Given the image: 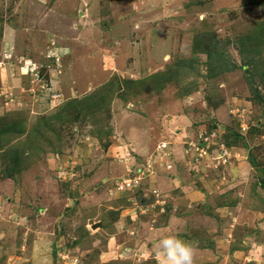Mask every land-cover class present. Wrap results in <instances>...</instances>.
<instances>
[{
  "label": "rangeland",
  "instance_id": "rangeland-1",
  "mask_svg": "<svg viewBox=\"0 0 264 264\" xmlns=\"http://www.w3.org/2000/svg\"><path fill=\"white\" fill-rule=\"evenodd\" d=\"M253 1L0 0V264H264Z\"/></svg>",
  "mask_w": 264,
  "mask_h": 264
},
{
  "label": "clouds",
  "instance_id": "clouds-1",
  "mask_svg": "<svg viewBox=\"0 0 264 264\" xmlns=\"http://www.w3.org/2000/svg\"><path fill=\"white\" fill-rule=\"evenodd\" d=\"M164 258V264H194L196 249L177 236H167L154 244Z\"/></svg>",
  "mask_w": 264,
  "mask_h": 264
},
{
  "label": "crops",
  "instance_id": "crops-1",
  "mask_svg": "<svg viewBox=\"0 0 264 264\" xmlns=\"http://www.w3.org/2000/svg\"><path fill=\"white\" fill-rule=\"evenodd\" d=\"M256 1V0H255ZM255 1H253L250 5V7L248 8L249 9V11H250V13H254L255 11H258V12H260L259 14L261 15V11H263L264 10V3L262 4V3H260V2H255ZM260 21H264V19H260L259 21H257V22H260ZM257 22L255 21V23L257 24ZM254 23V26H256V24ZM171 219H172V217L170 218V221H169V223H170V225H171ZM174 219H176L175 217H174ZM170 225L169 226H167L166 228H160L161 230H164V229H168L169 227H170ZM172 225H174V223L172 224ZM186 230H183L182 231V233H184ZM181 235V234H180ZM177 237H178V235H176ZM192 246L194 247V245L192 244Z\"/></svg>",
  "mask_w": 264,
  "mask_h": 264
},
{
  "label": "trees",
  "instance_id": "trees-1",
  "mask_svg": "<svg viewBox=\"0 0 264 264\" xmlns=\"http://www.w3.org/2000/svg\"><path fill=\"white\" fill-rule=\"evenodd\" d=\"M260 1L262 2V4L264 3V0H256L255 2H260ZM255 30H256V34L255 35L257 37L261 38L263 36V32H264V21L259 22L258 24H256ZM167 209H168V207H167ZM168 212L172 213L171 210L168 211ZM165 216H166V219H167L168 218V213ZM179 238H181V236ZM182 240H184V238Z\"/></svg>",
  "mask_w": 264,
  "mask_h": 264
},
{
  "label": "built area",
  "instance_id": "built-area-1",
  "mask_svg": "<svg viewBox=\"0 0 264 264\" xmlns=\"http://www.w3.org/2000/svg\"><path fill=\"white\" fill-rule=\"evenodd\" d=\"M164 148H166V147H165V145L162 144L161 145V151L165 150ZM225 149L227 150V148L225 146H221L220 150L218 151L219 155L217 157L219 161H224V163H225V159L227 157H229V154L227 153V151ZM200 150L205 151V149H200ZM119 190H120V187H119Z\"/></svg>",
  "mask_w": 264,
  "mask_h": 264
},
{
  "label": "water",
  "instance_id": "water-1",
  "mask_svg": "<svg viewBox=\"0 0 264 264\" xmlns=\"http://www.w3.org/2000/svg\"><path fill=\"white\" fill-rule=\"evenodd\" d=\"M95 228H96V226H95Z\"/></svg>",
  "mask_w": 264,
  "mask_h": 264
}]
</instances>
